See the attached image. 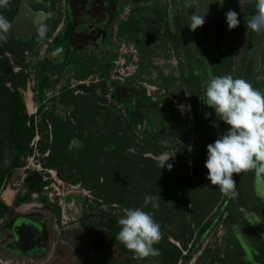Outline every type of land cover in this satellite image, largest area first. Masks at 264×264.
Returning <instances> with one entry per match:
<instances>
[{"label": "rangeland", "instance_id": "374dc122", "mask_svg": "<svg viewBox=\"0 0 264 264\" xmlns=\"http://www.w3.org/2000/svg\"><path fill=\"white\" fill-rule=\"evenodd\" d=\"M88 1L91 0H79L77 3L84 5ZM116 1L120 8L124 7L123 0ZM193 3L197 5L193 6L194 9L184 5ZM108 4L109 0H106L105 6L108 7ZM143 4L160 9L164 20L170 21L169 25L172 27L175 24L177 30L182 32V38H174L177 46H174L167 34L157 39L154 42L157 49L154 55H140L142 65L149 59L156 65L157 70H146L142 74L143 79L130 78L128 82L138 89L147 87V95L153 101L160 106H169L171 110L162 111L161 114L172 122L150 128L146 120L139 128L133 125L135 136L128 132L129 142L126 143L122 138L119 140L124 146L118 154L103 156L104 166L98 169L90 183L82 181L80 175H76L75 182H68L61 178L54 168L45 167V158L49 156L50 151H41L42 138L38 133L30 144L31 153L24 157V165L14 171L0 192V199L14 208L10 215L7 214L0 220V264H149L150 262L144 259H134L133 253L117 240H103L98 244L90 241L83 244L81 240L77 242L82 238L88 240V228L100 224V217L83 222L85 214L94 212L99 216H112L118 221L124 215V209L141 207L146 195L161 197L158 208L153 209L149 205L145 211L151 212L159 223L163 233V246L170 250L176 246L181 252L174 253L176 264H213L216 259L220 260L218 264H244L242 250L247 255L246 264H261L258 261L264 264V242L261 243L264 240V198L257 195L255 175L253 172L242 174L236 185L237 194L234 198H227L218 187L211 185L206 178L207 169L204 167L207 145L224 134L228 125L220 121L214 110L208 108L199 98L204 95L205 89L202 85L209 78V73L230 74L234 78L248 81L254 63L256 68L252 78L256 82L263 79L264 32L256 33L246 28V21L255 15V0H223L222 5L219 0H146ZM33 7L37 9L36 5ZM138 7L144 5L137 6V12H148L139 10ZM61 8L59 27L63 24L62 17L65 22L68 18L64 2ZM124 8L126 12L123 18L127 19V12L130 13L133 5L128 4ZM200 10L199 14L204 15L205 23L192 31L186 26L184 17L188 12L194 14ZM229 10L236 11L239 19V26L231 30L225 16ZM99 11L101 9L93 10V14H98ZM26 12L24 10L25 16L21 13L12 24L13 34L24 32L27 27H37L38 21L30 22L28 18L31 15L28 17ZM41 14L44 17V13ZM151 16L157 20L155 13ZM190 18L191 16L187 17L189 23ZM81 19L85 21L84 26H99L89 12H85ZM175 19L179 25L175 23ZM56 32L48 41L38 42L35 47L39 50L38 53L35 49L24 52L23 61L28 66V79L25 88H21L20 92L28 114L36 115V120H40L43 114L53 112L55 117L60 120L69 119L72 125L76 126L71 116L73 109L65 108L58 99L64 88H67L74 96L83 99L81 109L95 106L99 102L107 103L111 114L118 119L116 124L111 123L108 126L109 131H127L121 120V115L130 118L127 104L113 97L114 87L110 80H106V87L100 86L105 79L97 65L90 67L81 77L74 71H60L61 75L55 72L51 78L56 84L39 91L37 69L40 63L44 62V58L48 57V48L59 33ZM209 37L212 41L207 39ZM181 40L191 46L190 49H186ZM144 46L146 45L143 44L142 47ZM215 46L219 47L214 55L212 51ZM220 52L222 54L217 58L216 55ZM115 53L117 56L119 50L116 49ZM135 57L130 51L125 55L129 62ZM191 66H196L197 70L194 71ZM11 68L15 73L22 69L15 60ZM158 75L168 78V84H161ZM149 76L156 84L147 81ZM77 79L88 82L82 85L96 86V90L89 92L79 88L75 83ZM195 80L200 82L199 85ZM125 93L121 91L123 96ZM42 107L41 114L39 110ZM195 108L199 110L197 114ZM206 113H211L208 119L205 118ZM52 130L53 125L50 123V141L53 138ZM77 143L72 142V148H76ZM162 156L171 157L167 161L173 165L171 170L167 167L160 169L158 166L157 160ZM136 163V170L129 169V166H135ZM39 167L43 168L42 173L48 177L49 170L57 174L60 182L56 183V187L59 191L53 190L54 195L51 197L43 191L42 194H33L30 201L22 202L19 198L26 191L23 188L24 177L28 170H37ZM58 192L60 195H55ZM45 202L60 209L59 221L51 209L45 208ZM35 213L42 214L46 219L49 250L42 258L6 255L2 247L8 238L4 232L5 223L17 214ZM35 221L37 223H32L31 227L40 230L39 218H35ZM16 229L22 231L23 228L18 226ZM68 231L78 232L74 241L64 238L65 232ZM75 242L78 248H75ZM195 247L196 253L186 260V256H189ZM37 251L43 253L44 250ZM54 253L57 255L54 256Z\"/></svg>", "mask_w": 264, "mask_h": 264}, {"label": "trees", "instance_id": "16d2710c", "mask_svg": "<svg viewBox=\"0 0 264 264\" xmlns=\"http://www.w3.org/2000/svg\"><path fill=\"white\" fill-rule=\"evenodd\" d=\"M23 1L10 0L7 7H0V15L5 16L12 25L21 16V13L25 16L23 13L24 8H22ZM94 1L102 2L107 13L109 11V5L111 7L109 9L112 11L114 19L109 23L106 15L103 22L106 33L109 36L112 35L114 24L120 21L119 31L124 38L133 41L137 46H141L142 43L146 45L144 48L142 46L140 47L144 55L152 50L151 45L156 36L161 35L163 29L167 31L169 29V25L164 20V17H162L160 9L143 4L146 0H123L122 6L125 7L128 4L133 5L130 13L127 12L128 18L123 21H121V16L125 8H120L116 0H109L108 7L105 6L106 0ZM61 2L62 0H34L31 1L30 6L35 12L25 11L28 17L31 15L28 18L30 22L36 23L38 21L47 25L48 31L44 39H38L37 27H27L24 32L19 31L16 34L12 33L11 27L7 42L0 43V192L5 188L8 179H10L14 171L24 165V157L31 153L30 144L38 133L41 134L42 138L40 142L41 151H50L49 156L45 158V167L54 168L58 171L59 176L68 182H75L77 180L75 178L76 175H80L82 181L90 183L95 178L98 169H102L104 166L102 162L103 156L110 157L118 154L124 146L120 144L119 140L122 138L126 143L129 142L128 132H131L135 136L133 125L139 128L144 120L147 121L149 128L157 124L165 125L166 119L161 113L162 111L171 110L169 106H160L157 102L153 101L147 95V90L143 87L138 89L129 84V82L111 81V85L114 87L113 97L117 101L126 102L127 104L130 118L127 119L124 115H121V120L125 124L127 131L122 133L109 131L108 126L111 123L116 124L118 119L111 114L107 103L99 102L95 106L81 109L80 105L83 99L74 96L73 92L67 90V88H64L58 96V99L65 108L73 109L71 116L75 120L76 126H73L69 119L60 120L58 117H55L53 112L47 115L43 114L40 120H36V115H29L20 92L21 88H25L28 79L26 72L28 66L23 61L24 52L34 50L38 42L48 41L53 36L59 24V16H61ZM33 5H36L37 9ZM139 5H144V7H138L139 10L144 9L148 12L146 14H143V11L137 12L136 8ZM40 9L43 10L44 17L38 13ZM153 13H155L157 20H154L151 16ZM56 15L58 16L56 17ZM97 19L95 18L96 21ZM72 22L71 17L62 36L56 38L49 46L48 57L44 58V62L40 63L37 69V74L39 75V91H44L56 84L51 78V75L55 72L61 75L62 73L60 71H74L81 77L91 67L88 63H84L85 57L79 56L80 54H77L74 50L72 51L66 46L73 26ZM108 39L110 40V37ZM207 39L212 41L210 37ZM217 47L219 46H215V48ZM109 48L107 50L109 52V58L102 57L97 59L96 56H90L95 61L97 59V63L101 65L100 71L103 73L102 75L105 79L100 84L102 87L107 86L106 80L109 79L112 62L116 57V53H113L111 46ZM35 52L38 53L39 50L35 49ZM53 53L56 54L53 55ZM221 54L220 52L216 55L217 58ZM13 60L22 68L17 73L11 68ZM85 65H88V67L86 68ZM229 66H231V63ZM255 68L253 63V67L250 69L251 78L248 82L253 87L264 92V77L260 82H256L252 78ZM141 72L139 71L135 76L131 77V80L137 77L141 78ZM212 75L221 76L222 74L215 72ZM168 82L169 80H167L165 85ZM79 88L94 92L97 87L79 85ZM121 91L126 92V95L123 96ZM42 111L43 107L39 110V113L42 114ZM195 112L196 114L199 112L198 108H195ZM111 116L113 118H110ZM50 123L53 125V138L51 141L49 140L50 135L48 133ZM103 131H106V133ZM72 142H78L76 148H72ZM129 167V169L134 171L137 169V163L135 166L132 165ZM242 174L234 176L236 185ZM47 183L44 181L41 172L28 170L23 181V188L26 191L19 200L28 202L33 194H42L43 188ZM226 197L228 198V196ZM44 206L49 210L51 209L57 217V220H60L61 212L59 208L51 207L47 202H45ZM13 211L14 208L12 206H9L0 199V220L5 218L7 214L10 215ZM39 214H24V216ZM93 217H100V224L97 227L88 228V240L82 238L78 239L77 242L80 240L83 244H87L88 241L93 244H98L103 240L115 242V237L119 231L117 220L112 216H99V214L91 212L85 214L82 221L85 222ZM77 234L78 232L76 231H68L65 232L64 238L70 239ZM77 242H75L76 248L79 247L77 246ZM263 242L264 240L261 243ZM155 247L159 248L160 255L144 259L146 262H150L149 264H176L174 253L179 252L176 246H173V250H170L164 247L160 241ZM48 250L49 247L45 249V252ZM196 251L197 248L195 247L190 255L186 256V260L190 259ZM219 261L216 259L213 264H218ZM258 263L262 264V261H258Z\"/></svg>", "mask_w": 264, "mask_h": 264}, {"label": "clouds", "instance_id": "9594fccd", "mask_svg": "<svg viewBox=\"0 0 264 264\" xmlns=\"http://www.w3.org/2000/svg\"><path fill=\"white\" fill-rule=\"evenodd\" d=\"M9 2L0 0V7H7ZM219 2L223 4V0ZM225 16L229 30L239 26L236 11L229 10ZM204 23V15L195 14L191 16L188 26L195 31ZM11 27V22L0 15V43L7 42ZM246 28L256 33L264 32V0H255V15L246 21ZM36 31L38 39H44L47 25L37 22ZM202 86L205 91L199 98L214 110L220 121L228 125L224 134L207 145L204 164L206 178L223 195L234 198L237 194L234 175L253 172L257 195L264 198V92L254 88L245 79L234 78L230 74L214 76L209 73V78ZM210 115L206 113L205 118L208 119ZM170 158L162 156L157 160L160 169H172L173 165L167 163ZM160 199L159 195H146L141 207L124 209V215L117 221L119 231L115 239L133 253L134 259L160 255L155 245L163 238L161 227L154 215L145 211L149 205L153 209L158 208Z\"/></svg>", "mask_w": 264, "mask_h": 264}, {"label": "crops", "instance_id": "0c3cea01", "mask_svg": "<svg viewBox=\"0 0 264 264\" xmlns=\"http://www.w3.org/2000/svg\"><path fill=\"white\" fill-rule=\"evenodd\" d=\"M31 1L32 0H24L23 1V7L22 8H24V10L27 11V12H35L30 6ZM77 1H79V0H62V2H64V7H65V10L67 12L66 14H67L68 18H67L66 22L64 21V25H63L62 29L59 30V33L55 36V39L62 36V34L65 31V28H66V26H67V24L69 22V18L72 17L73 26L71 28V32L69 34V38L67 40L66 46L70 50H72V51L74 50L77 54H80L79 56L85 57L84 63H88V65H91V67L94 66V65H97L99 67V69H101V65H99L97 63V59L98 58H102V57L109 58L110 56H109V52L107 50L110 49L109 48L110 46H111V50L113 51V48L118 49L122 45V43L128 41L131 44H133L135 46V50L138 51L137 54H136V56H137V66H138L137 73L139 71L140 72L142 71L141 74H140L141 77H142V74H144V72L146 70H149V71L150 70L153 71L155 69L157 70V67H156L155 64H152V62L149 59L146 60L144 65H142V63H140V55L147 56V57H150V56L154 55L155 52L157 51L156 46L154 47V42H156L157 39L165 37L166 34H167V36L171 37L173 42H174V38H177V37L182 38V36L180 35V33H182V32L180 30H177V28L175 27L176 25L173 24V27H172V25L171 26L169 25L170 21L169 22L167 21V24L170 26V28L168 27L169 28L168 31L163 29L162 30L163 31L162 34L161 35H157L156 38L154 39V42L151 45L152 46V50L149 53H147L146 55H144L142 53V51L140 50V47L143 46V43L141 44V46H137L133 41L123 37L122 33L119 31L120 21H117L114 24V26L112 28V30H113L112 31V35L109 36L108 33H106L105 28L103 27V22H104L107 14H105L106 10H105L104 4L102 2L100 3L98 1L95 2V1L91 0V1H88L84 5H81V3H77ZM62 2L60 4V8L62 6ZM74 2H76V3H74ZM184 5H185V7H186V5L189 6V9H194L193 6H197L194 3L190 4V5H188V4H184ZM27 7H28V10H27ZM98 9H101V11H99L98 14H93V10H98ZM201 10L197 11L194 14L188 12L187 15H185V17H184L185 19L184 20L187 23L186 26H188V24H189V22L187 21V17H190V16L195 15L197 13L199 14V13H201ZM61 11H62V8H61ZM42 12H43L42 9H40L38 11L39 14H41ZM85 12H87V13L89 12V14L92 15L96 19L98 17L97 21L95 20L96 22H98V25H99L98 27H95L93 25L84 26V22L85 21H83L81 19V17H82V15ZM125 12L126 11H124V13ZM124 13H123V15H124ZM123 15L121 16V21L126 19V17L123 18ZM175 21H176V19H175ZM175 23H177L179 25V22L176 21ZM202 31H204V30L202 29ZM108 37H110V40L108 39ZM203 37H205V35H203ZM203 40H204V38H203ZM181 41L180 42L185 45L186 49L187 48L190 49L189 47H191V46H187V44H185V42L183 40H181ZM178 44H179V42H178ZM204 45H205V41H204ZM174 46H177V44L175 42H174ZM215 52H216V48H214L212 53L215 54ZM193 53H194V51H193ZM138 54H139V56H138ZM187 55H188V50H187ZM90 56L91 57L96 56V58H97L96 61H95V59L90 58ZM88 65H85L86 68L88 67ZM191 68L194 69V71L197 70L196 66L195 67L191 66ZM149 78H150V76H149ZM149 78L147 79L148 82L156 84L154 79H151V78L149 79ZM160 78H161V82L160 83L165 85V83L167 82L166 80H168V78H165L163 76H161ZM140 79H143V78H140ZM108 80L114 81V80H111L110 78ZM128 81L129 80H127L125 82H128ZM200 81H202V80H200ZM197 83L199 85L200 82H197ZM163 117L166 119L165 125H167V123H171L172 122L169 119H167L165 116H163ZM70 239H73V241H74L75 237H71ZM73 245H74V242H73ZM241 255H243V258H244L243 263L246 264L247 255L244 252V250H242Z\"/></svg>", "mask_w": 264, "mask_h": 264}, {"label": "flooded vegetation", "instance_id": "af4514ba", "mask_svg": "<svg viewBox=\"0 0 264 264\" xmlns=\"http://www.w3.org/2000/svg\"><path fill=\"white\" fill-rule=\"evenodd\" d=\"M109 8L110 5H109ZM108 8L107 18L110 21L114 19L112 11ZM116 49L113 48V53L115 54ZM256 182V179H255ZM256 185V184H255ZM35 218H39L38 224L40 225V230L33 229L31 227L32 223H37ZM23 223L18 225L19 223ZM46 219L43 215H32L24 216V214L15 215L11 221L5 223L4 232L6 234L7 242L3 244V251L8 256H33L35 258H42L46 252L45 249L48 247V231L46 229ZM18 225L22 229H14ZM29 226V227H28ZM18 230V231H17ZM44 250L43 253H39L37 250ZM57 253V252H56ZM54 256L55 253L53 254ZM55 261V260H54ZM56 262V261H55Z\"/></svg>", "mask_w": 264, "mask_h": 264}, {"label": "built area", "instance_id": "2783aa9c", "mask_svg": "<svg viewBox=\"0 0 264 264\" xmlns=\"http://www.w3.org/2000/svg\"><path fill=\"white\" fill-rule=\"evenodd\" d=\"M62 26H58L57 27V32H59V30H61L64 25V17H62ZM56 32V31H55ZM56 32V33H57ZM54 35V34H53ZM135 46L133 44H131L130 42L126 41L124 43H122V45L118 48L119 50V53L118 55L114 58L113 60V64H112V68L109 72V78L111 80H114V81H119V82H125L127 80H129L131 77L135 76L137 74V71H138V66H137V52L136 50H134ZM132 52V54H134L135 59L134 60H131L130 62L127 61L125 59V55L127 54V52ZM80 78V77H79ZM84 79V78H83ZM83 79H77L75 80V83L79 86V85H82V84H87L88 82H86L85 80ZM143 88H145L148 92V89L147 87L143 86ZM150 95V94H149ZM37 171L39 172H43V168H38ZM49 173H50V177L44 175L43 173V178H44V181L45 182H48L44 188H43V191H46L47 194L51 197L54 195L53 192H56V191H59L57 190L58 188L56 187V183L60 182L57 178V174L54 173V171H51L49 170ZM25 179V177H24ZM24 181V180H23ZM54 190V191H53ZM53 191V192H52ZM49 192V193H48ZM55 195H60V192L56 193Z\"/></svg>", "mask_w": 264, "mask_h": 264}, {"label": "water", "instance_id": "95a60500", "mask_svg": "<svg viewBox=\"0 0 264 264\" xmlns=\"http://www.w3.org/2000/svg\"><path fill=\"white\" fill-rule=\"evenodd\" d=\"M21 224H23V223L20 222L18 225H21ZM18 225H17V227H18ZM17 227H16V228H17ZM16 228H15V229H16Z\"/></svg>", "mask_w": 264, "mask_h": 264}]
</instances>
